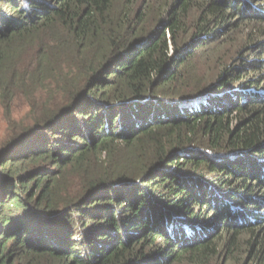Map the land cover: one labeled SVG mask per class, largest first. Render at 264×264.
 I'll list each match as a JSON object with an SVG mask.
<instances>
[{
  "label": "trees",
  "instance_id": "16d2710c",
  "mask_svg": "<svg viewBox=\"0 0 264 264\" xmlns=\"http://www.w3.org/2000/svg\"><path fill=\"white\" fill-rule=\"evenodd\" d=\"M0 264H264V0H0Z\"/></svg>",
  "mask_w": 264,
  "mask_h": 264
},
{
  "label": "rangeland",
  "instance_id": "374dc122",
  "mask_svg": "<svg viewBox=\"0 0 264 264\" xmlns=\"http://www.w3.org/2000/svg\"><path fill=\"white\" fill-rule=\"evenodd\" d=\"M4 128H5V123H4V120L0 116V133H2Z\"/></svg>",
  "mask_w": 264,
  "mask_h": 264
}]
</instances>
